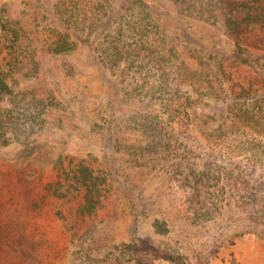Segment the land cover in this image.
I'll use <instances>...</instances> for the list:
<instances>
[{"label":"rangeland","instance_id":"rangeland-1","mask_svg":"<svg viewBox=\"0 0 264 264\" xmlns=\"http://www.w3.org/2000/svg\"><path fill=\"white\" fill-rule=\"evenodd\" d=\"M186 1L0 0V34L17 32L18 94L0 115L28 105L35 117L23 125L17 109L0 145V264H264V154L220 149L234 137L225 119L211 124L222 106L210 121L200 111L204 135L191 133L220 145L222 178L185 177L195 157L173 149L172 126L195 119L176 111L177 72L188 85L236 50L219 0ZM256 132L248 140L260 146ZM83 161L103 188L95 206L76 183Z\"/></svg>","mask_w":264,"mask_h":264},{"label":"trees","instance_id":"trees-1","mask_svg":"<svg viewBox=\"0 0 264 264\" xmlns=\"http://www.w3.org/2000/svg\"><path fill=\"white\" fill-rule=\"evenodd\" d=\"M179 3V0H175ZM183 2L191 3L186 0ZM202 2L197 0V3ZM220 4L224 5V9L221 11ZM219 12L215 9L216 18H221L224 21L227 32L231 37L235 39L236 50L234 54L226 59L227 66L221 63V68H208L198 67L192 70V79L185 80V75L181 71L176 74L177 80L179 78L180 98L183 105H181L177 111L180 117L189 118L193 115L195 119L185 123L181 118L174 124L170 122L173 132L177 135L176 140L177 146H174V150H189L195 158H188L187 164H192V169L185 174V177L192 175L199 179L197 182H207L211 180L215 172L218 173L220 178L226 173L222 165L213 161L214 152L220 145H211L210 142L204 140L205 145L200 146L198 144L199 138L193 137L192 132L203 136L204 131L199 129L202 126L199 112L207 110L206 117L210 121V115L213 111L209 110L212 106H222L223 116L219 118L216 115L215 119L211 122L213 127L217 123L225 119L226 124L229 127L230 134H233L232 138L229 136L226 141V145H221L220 149H227L228 152H236L244 149H250L252 152L264 154V144L258 146L253 143V139L248 140V134L254 135L253 131L264 133V76L263 73H256V70L264 69V0H219L217 3ZM144 22L143 20H141ZM137 24L138 28H141L142 32L145 31V25ZM151 23V21H149ZM154 22V19H152ZM3 28V25H1ZM70 30V28H66ZM138 29L135 28L134 31ZM17 32L4 31L0 34L1 39H4V49L9 51L8 56H0V104H5L8 101L11 102L13 99L18 98V94L15 93L11 86L9 70L13 66V61L16 62L17 58L12 55L15 46L13 35ZM135 38V36L133 37ZM143 40V39H142ZM138 43V42H136ZM67 45H70L69 43ZM1 48L0 43V52ZM149 59H156L153 54H149ZM162 60H164L162 58ZM255 68V72H254ZM244 71L245 74H241ZM13 98V99H12ZM18 104V103H17ZM187 104L193 111V114L188 113ZM20 106V105H19ZM21 107V106H20ZM15 110L10 109L9 113H3L0 115V145H7L11 142V134L9 129V123L14 120V116L17 114ZM20 112L16 117L20 119V123L27 125L30 121H34L35 117L32 116V109L28 105L24 108L19 109ZM215 114V112H214ZM188 118V119H189ZM223 122L216 128V131L221 130ZM211 127V129H213ZM237 127V130L235 131ZM164 129V128H162ZM256 132V133H257ZM228 133L226 134V136ZM250 138V137H249ZM196 139V140H194ZM193 143L190 146V143ZM178 141V142H177ZM223 142H221L222 144ZM253 144V145H252ZM221 152V151H220ZM212 158V159H211ZM201 161V162H200ZM84 162V161H83ZM201 165V166H199ZM84 172L76 180V183L80 189L87 190V194L84 195L86 200L85 203L95 206L100 202L101 194L99 183L97 184L96 179L98 178L93 170L89 169V165L84 162ZM180 168V167H179ZM180 168L179 171H181ZM195 171H199L195 174ZM241 179L251 176L249 170L239 169ZM191 178V177H189ZM260 180V177H259ZM260 183V186H264V181ZM96 189V190H94ZM196 190V189H195ZM211 188L206 189L205 192H209ZM252 193V192H251ZM249 194V198L250 195ZM200 195V194H199Z\"/></svg>","mask_w":264,"mask_h":264}]
</instances>
